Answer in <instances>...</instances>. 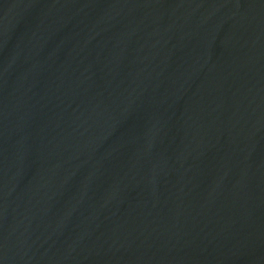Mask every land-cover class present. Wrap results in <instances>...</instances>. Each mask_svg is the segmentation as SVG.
<instances>
[{"label":"water","instance_id":"95a60500","mask_svg":"<svg viewBox=\"0 0 264 264\" xmlns=\"http://www.w3.org/2000/svg\"><path fill=\"white\" fill-rule=\"evenodd\" d=\"M0 264H264V0H0Z\"/></svg>","mask_w":264,"mask_h":264}]
</instances>
